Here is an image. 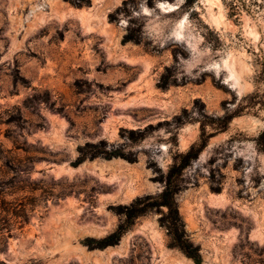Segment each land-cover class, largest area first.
I'll use <instances>...</instances> for the list:
<instances>
[{
  "label": "rangeland",
  "instance_id": "rangeland-1",
  "mask_svg": "<svg viewBox=\"0 0 264 264\" xmlns=\"http://www.w3.org/2000/svg\"><path fill=\"white\" fill-rule=\"evenodd\" d=\"M263 135L264 0H0V264H196L166 208L86 241L202 145L185 237L201 264H264ZM101 142L126 158L74 164Z\"/></svg>",
  "mask_w": 264,
  "mask_h": 264
},
{
  "label": "trees",
  "instance_id": "trees-1",
  "mask_svg": "<svg viewBox=\"0 0 264 264\" xmlns=\"http://www.w3.org/2000/svg\"><path fill=\"white\" fill-rule=\"evenodd\" d=\"M90 0H79L80 4L89 3ZM110 19L112 21L117 20L116 14H111ZM135 40L130 34L126 35L124 41ZM134 134L133 131H131ZM264 136V135H263ZM105 143L101 142L99 145H86L88 148L94 149L93 151H86V148L81 149V155L74 163L76 166L84 162L86 159H94L96 157H104L106 159H112L115 157L126 158V156L119 151H109L104 147ZM205 147L202 145L198 149H192L186 155L181 156L179 161L176 160L170 167L166 178V187L164 191L157 197L150 195L137 198L130 205H120L115 208L117 213L124 218L117 230L107 236L106 238L96 240L87 239V244L91 248L105 249L109 246H114L119 243L124 233H126L130 227H132L136 220L145 215L148 212L154 210H160L162 208L167 209V213L161 218L162 224L168 230V234L171 239V246L178 247L185 251L188 257L192 258L196 264H201L202 259L199 253V248L194 246L193 243L185 237V223L180 216L179 208L175 202V196L180 191L183 172L190 165V162L197 158L200 151Z\"/></svg>",
  "mask_w": 264,
  "mask_h": 264
}]
</instances>
